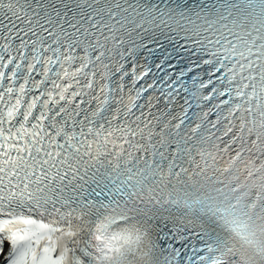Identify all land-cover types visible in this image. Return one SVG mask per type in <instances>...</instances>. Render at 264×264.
<instances>
[{
    "label": "snow or ice",
    "instance_id": "6c2138e0",
    "mask_svg": "<svg viewBox=\"0 0 264 264\" xmlns=\"http://www.w3.org/2000/svg\"><path fill=\"white\" fill-rule=\"evenodd\" d=\"M0 264H264V0H0Z\"/></svg>",
    "mask_w": 264,
    "mask_h": 264
}]
</instances>
